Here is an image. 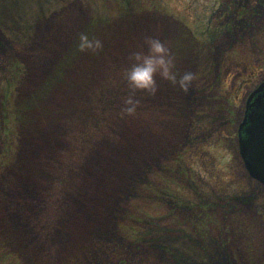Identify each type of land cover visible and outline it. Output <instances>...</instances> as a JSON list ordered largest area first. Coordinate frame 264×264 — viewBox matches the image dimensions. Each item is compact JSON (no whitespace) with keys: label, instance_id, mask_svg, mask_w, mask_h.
Segmentation results:
<instances>
[{"label":"rangeland","instance_id":"1","mask_svg":"<svg viewBox=\"0 0 264 264\" xmlns=\"http://www.w3.org/2000/svg\"><path fill=\"white\" fill-rule=\"evenodd\" d=\"M82 33L103 50L80 52ZM148 37L196 78L184 93L157 77L122 118ZM9 60L0 264H264V186L237 137L264 79V0H0Z\"/></svg>","mask_w":264,"mask_h":264},{"label":"clouds","instance_id":"2","mask_svg":"<svg viewBox=\"0 0 264 264\" xmlns=\"http://www.w3.org/2000/svg\"><path fill=\"white\" fill-rule=\"evenodd\" d=\"M78 50L82 53L97 54L103 50V44L99 39H89L86 34L79 35ZM146 51H134L129 56L130 68L125 69L123 79L127 82L128 95L123 99L121 117L135 116L140 100L136 94L144 93L155 96L158 92L157 77L169 82L172 86H178L187 93L195 80V74L185 72L178 74L176 69V57L171 49L158 38L148 37L144 41ZM179 76V78H178Z\"/></svg>","mask_w":264,"mask_h":264},{"label":"water","instance_id":"3","mask_svg":"<svg viewBox=\"0 0 264 264\" xmlns=\"http://www.w3.org/2000/svg\"><path fill=\"white\" fill-rule=\"evenodd\" d=\"M237 136L244 168L251 178L264 186V80L246 100Z\"/></svg>","mask_w":264,"mask_h":264},{"label":"trees","instance_id":"4","mask_svg":"<svg viewBox=\"0 0 264 264\" xmlns=\"http://www.w3.org/2000/svg\"><path fill=\"white\" fill-rule=\"evenodd\" d=\"M96 22H98L97 19H95ZM9 65L11 66V68L9 67ZM9 67V68H8ZM0 73L1 74H4L5 77H7L9 82H8V86L10 87L12 84H11V79H13V77H20L21 75V70L19 69L18 65L14 62H12L11 60H9V64L8 65H5L4 67H2L0 69ZM8 73V76L6 75ZM12 75V77H11ZM53 80H55V77L53 78ZM4 83H7V80L4 82ZM8 91V88H7V85L5 86V89H4V92L3 94L6 95V92Z\"/></svg>","mask_w":264,"mask_h":264}]
</instances>
